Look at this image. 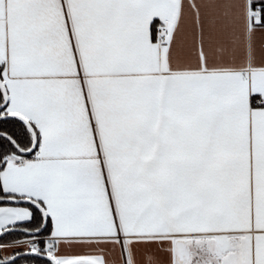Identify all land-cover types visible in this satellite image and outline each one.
<instances>
[{
  "label": "snow or ice",
  "instance_id": "obj_1",
  "mask_svg": "<svg viewBox=\"0 0 264 264\" xmlns=\"http://www.w3.org/2000/svg\"><path fill=\"white\" fill-rule=\"evenodd\" d=\"M0 264H264V0H0Z\"/></svg>",
  "mask_w": 264,
  "mask_h": 264
}]
</instances>
